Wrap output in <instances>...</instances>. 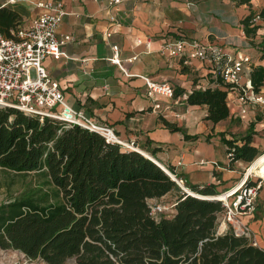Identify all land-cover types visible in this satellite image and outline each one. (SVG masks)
Instances as JSON below:
<instances>
[{
  "label": "crops",
  "instance_id": "1",
  "mask_svg": "<svg viewBox=\"0 0 264 264\" xmlns=\"http://www.w3.org/2000/svg\"><path fill=\"white\" fill-rule=\"evenodd\" d=\"M51 1L64 4L67 15L59 33L75 41L64 47L67 58L48 59L45 64L71 107L108 124L122 141L133 142L164 168L172 167L187 185L210 186L221 194L244 182V162H233L227 154L226 141L232 138L227 133L236 139L239 131L244 136L254 134L253 146L263 149V154L264 110L255 107L239 117L231 110L229 121L213 125L205 120L207 107L170 108L172 101L163 98L161 109H154L143 77L169 82L184 93L200 85L205 90L216 87L210 63L159 51L162 44L178 39L218 45L230 55L241 52L253 59L254 69L264 67V18L249 25L254 30L250 34L244 24L249 16L264 11V0H139L111 11L106 9L109 0ZM26 8L29 15L20 16L22 21L43 12L27 4ZM113 45L118 46L128 75L110 62ZM235 119L241 125H232ZM167 123L181 131H172ZM173 194L151 202H162ZM241 221L250 229L255 246L264 250V183L256 211ZM219 225L221 233L233 230L232 225Z\"/></svg>",
  "mask_w": 264,
  "mask_h": 264
},
{
  "label": "trees",
  "instance_id": "2",
  "mask_svg": "<svg viewBox=\"0 0 264 264\" xmlns=\"http://www.w3.org/2000/svg\"><path fill=\"white\" fill-rule=\"evenodd\" d=\"M252 18L244 21L248 34L254 31L248 29ZM19 19L13 8H0V33L8 36ZM252 82L258 91L264 87V67L253 71ZM183 93L175 89V97ZM227 98L226 91L207 88L190 93L187 103L207 107L205 120L217 125L231 118ZM227 134L232 136L226 141L231 161L251 164L261 155L253 146L254 134L239 139ZM0 167L37 172L56 191L55 202L46 206L33 196L1 205L0 244L23 221L50 223L72 211L87 218L77 264H264V250L247 237L217 232L225 213L220 201L183 193L152 160L79 126L0 108ZM186 186L203 196L219 194L210 186ZM176 192L175 215L153 216L151 201Z\"/></svg>",
  "mask_w": 264,
  "mask_h": 264
},
{
  "label": "built area",
  "instance_id": "3",
  "mask_svg": "<svg viewBox=\"0 0 264 264\" xmlns=\"http://www.w3.org/2000/svg\"><path fill=\"white\" fill-rule=\"evenodd\" d=\"M129 1L139 0H109L106 9L118 10L121 5ZM20 3H25L32 9H41L43 12L29 20H20L14 28L10 29L8 36L0 33V108L14 109L26 115L41 118H51L66 124L67 127L76 125L100 134L107 142L119 144L125 149L136 150L133 142L122 141L108 124L88 116L83 110L71 107L66 101L60 84L48 71L46 61L48 59L60 61L67 58L64 47L75 41L71 35L59 33L62 20L67 15L64 4L51 0H0V8L16 6ZM110 20L113 23L116 22L113 16ZM262 20L260 14H257L250 24L255 25ZM105 36L109 39L111 33L108 31ZM151 43V41L146 43L147 52L151 50ZM188 47L192 48V52H187ZM112 51L110 62L128 75L118 46L113 45ZM159 51L170 57L199 59L213 65L215 88L228 93V106L236 116H244L255 107L264 110L263 87L259 91L254 87L252 73L255 69L250 56L241 52L230 55L218 45H199L187 39L164 43ZM134 60H136L135 57L130 62ZM143 79L154 109H161L160 99L163 98L172 101L170 108L173 106L190 108L187 103L188 97L195 90L175 97V88L169 82H156L147 77ZM196 90H205V87L200 85ZM164 169L180 188H184V181L181 178L178 179L177 174L170 172L167 168ZM253 173L246 175L244 182L234 189L226 200H218L225 208L219 223L224 226L232 225V231L236 236L247 238L251 236V231L243 224L241 218L256 211L257 199L264 183L261 176H255ZM185 192L189 194L187 190ZM218 195L199 196V198L212 201ZM169 209L170 207L166 205L152 206V215L159 217Z\"/></svg>",
  "mask_w": 264,
  "mask_h": 264
},
{
  "label": "rangeland",
  "instance_id": "4",
  "mask_svg": "<svg viewBox=\"0 0 264 264\" xmlns=\"http://www.w3.org/2000/svg\"><path fill=\"white\" fill-rule=\"evenodd\" d=\"M11 8L20 16L29 15L25 3ZM19 21L20 19L17 22ZM231 124L239 126L241 120H232ZM240 133L241 131L236 134L239 138L244 136V133ZM258 150L262 154L263 149ZM250 165L245 162L241 165L245 174ZM186 185L184 182V188H180L183 193L189 189ZM179 195L176 192L173 198L168 197L158 203L152 202V206H169V211L160 216L172 218L176 213L175 206ZM23 196H33L40 205L46 206L55 202L56 191L54 186L37 172L19 174L0 167V206ZM175 197L177 198L174 199ZM86 226V216L77 215L72 211H68L50 223H43L37 218L23 221L4 235V240L0 244V264H77L82 244L87 239ZM220 230L218 224L217 232ZM220 234L223 233L220 232ZM248 239L255 245L253 236H249Z\"/></svg>",
  "mask_w": 264,
  "mask_h": 264
},
{
  "label": "bare ground",
  "instance_id": "5",
  "mask_svg": "<svg viewBox=\"0 0 264 264\" xmlns=\"http://www.w3.org/2000/svg\"><path fill=\"white\" fill-rule=\"evenodd\" d=\"M168 171V170H167ZM257 173L259 175H261V177H264V153L261 154L260 156H258L255 161L253 163H251V165L249 166L248 170H247V175L251 174V173ZM255 173V174H256ZM254 174V175H255ZM246 179V178H245ZM187 192L192 195V196H196V197H199V194L198 193H195L193 191H191L190 189H187ZM231 192L233 191H230L228 193H224L220 196H215L217 200H226V198L231 195Z\"/></svg>",
  "mask_w": 264,
  "mask_h": 264
},
{
  "label": "water",
  "instance_id": "6",
  "mask_svg": "<svg viewBox=\"0 0 264 264\" xmlns=\"http://www.w3.org/2000/svg\"><path fill=\"white\" fill-rule=\"evenodd\" d=\"M135 151H137V152H139L140 154H142L143 156H145L146 158H148V159H150V160H152L153 162H155V160H153V158L151 157V155H145L144 153H141V151H139V149L138 148H136V150ZM148 156V157H147ZM156 163V162H155ZM162 170H164L165 171V169H164V167L163 166H161L160 164H158V163H156ZM166 172V171H165ZM167 173V172H166ZM168 174V173H167ZM169 175V174H168ZM190 195V194H189ZM192 196V195H191ZM198 198V197H197ZM212 201H218L217 199H214V200H212Z\"/></svg>",
  "mask_w": 264,
  "mask_h": 264
}]
</instances>
